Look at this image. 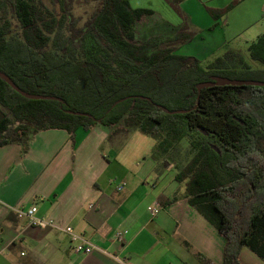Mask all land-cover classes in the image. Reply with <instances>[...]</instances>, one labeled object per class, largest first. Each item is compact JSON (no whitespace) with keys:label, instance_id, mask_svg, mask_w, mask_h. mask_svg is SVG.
Segmentation results:
<instances>
[{"label":"trees","instance_id":"16d2710c","mask_svg":"<svg viewBox=\"0 0 264 264\" xmlns=\"http://www.w3.org/2000/svg\"><path fill=\"white\" fill-rule=\"evenodd\" d=\"M68 1L58 0L57 16L30 0H0V72L25 93L58 98L26 99L0 78V147L17 144L26 154L42 131L64 130L73 140L77 129L125 122L155 141L159 173L187 140L186 163L171 164L178 188L166 204L187 200L217 229L223 264H240L242 248L264 261V87L198 91L215 78L264 83V70L232 51L205 68L177 55L174 44L193 38L186 26L172 39L138 41L136 26L154 13L127 0H93L85 24ZM249 53L264 65V33Z\"/></svg>","mask_w":264,"mask_h":264},{"label":"crops","instance_id":"0c3cea01","mask_svg":"<svg viewBox=\"0 0 264 264\" xmlns=\"http://www.w3.org/2000/svg\"><path fill=\"white\" fill-rule=\"evenodd\" d=\"M191 2L204 16L202 24L182 10ZM178 5L193 38L175 46L192 44L191 57L199 61L226 44L230 22L224 12L231 5V11L240 8L241 33L252 32L256 39L264 33V0H182ZM133 9L151 10L150 18L160 19L152 9ZM182 18L180 25H167L170 31L182 28ZM213 40L217 43L211 45ZM119 135L100 125L77 129L73 140L67 131L48 130L31 138L26 154L17 144L0 147V264H200L198 254L223 264L226 240L217 229L187 200L166 204L178 188L173 169L165 165L158 173L149 158L137 164L124 153ZM32 206L56 227H31L18 211ZM67 227L98 250L75 253ZM117 233L122 242L115 240ZM239 262L264 264L248 248L241 249Z\"/></svg>","mask_w":264,"mask_h":264},{"label":"rangeland","instance_id":"374dc122","mask_svg":"<svg viewBox=\"0 0 264 264\" xmlns=\"http://www.w3.org/2000/svg\"><path fill=\"white\" fill-rule=\"evenodd\" d=\"M31 3L35 4L41 13L44 15L45 11L44 8H47L50 10L54 15L60 16L63 14V11L61 9V5L58 2V0H41L40 3H38L39 0H30ZM131 4L132 8H148L152 9L154 12H156L160 19L157 17L153 18H147L143 22L139 23L135 31L137 33V37L139 38L138 41H145L147 39H151L154 36H156V32L158 31L161 35L159 37L163 38V41L165 39H172L175 37L176 33L170 31L169 27L180 25L179 17L183 16V13H181V8L179 5L169 2L168 0H165L169 8H165L159 0H128ZM69 7L70 12L72 15L79 19L81 24H85L88 21L89 15L93 11V6L95 3L93 0H69ZM185 8V9H184ZM182 8V10H187L190 12V14L194 18L195 24H202V21L204 20V16H202V12L200 9L197 8L194 3L188 4L186 7ZM234 8V7H233ZM232 8V9H233ZM226 11V19H224L225 22H230V25L228 23L227 28L225 29V37L226 44L221 48H214L216 49V52L211 55L209 58L200 60L201 67L205 68L210 63L214 62L218 58H222L225 53H228L229 50H234L238 53V55H242L248 66L251 68V70L254 71H263L264 65L258 61H254L250 57L249 53V45L256 40V37L252 36V32L248 33H241L240 27L241 23L239 21V9L231 11ZM226 10V8H225ZM231 11V12H230ZM186 12V11H185ZM230 21H229V20ZM157 20V21H156ZM182 21H185L183 23L184 25L182 27L189 28L188 26V20L186 18H182ZM14 22V21H13ZM264 24V21L262 22ZM160 24V25H159ZM167 25H170L169 27ZM161 27V29L159 28ZM226 27V26H225ZM173 28V27H172ZM222 39V36L217 37V41H220ZM183 42H180L182 44ZM217 43L216 41H212L210 44L214 45ZM179 44V43H176ZM174 44V45H176ZM178 49H176L177 55H183V56H194V48L192 44H186V45H179L177 46ZM176 47V48H177ZM198 60V59H197ZM124 123L119 124L114 129L117 134H120L121 137V143L124 142L126 145L125 154L128 156V158L133 159L137 164H144V159H151V155L153 152V148L155 146V141L147 137L145 135H142L140 132L135 130V128L131 127L132 125L125 126ZM124 132H129L128 135H121ZM188 147V141L183 140L180 143V151L177 154L176 158L173 159L172 162H176L177 165H184L187 160L186 151ZM167 164L168 167H171L173 169V165ZM175 165V163H174ZM175 174L174 169L171 170Z\"/></svg>","mask_w":264,"mask_h":264},{"label":"built area","instance_id":"2783aa9c","mask_svg":"<svg viewBox=\"0 0 264 264\" xmlns=\"http://www.w3.org/2000/svg\"><path fill=\"white\" fill-rule=\"evenodd\" d=\"M18 213L21 217H25L27 219L31 227L38 229L56 227L52 220L45 219L38 215V208L36 206H32L24 211H18ZM64 232L69 236L70 247L75 253L80 255H90L98 250V247L95 246L87 237L77 234L71 227L65 228ZM115 240L117 242H122V235L117 233L115 235Z\"/></svg>","mask_w":264,"mask_h":264},{"label":"water","instance_id":"95a60500","mask_svg":"<svg viewBox=\"0 0 264 264\" xmlns=\"http://www.w3.org/2000/svg\"><path fill=\"white\" fill-rule=\"evenodd\" d=\"M0 78L9 85L15 92L19 93L23 97L29 100H53L58 101V98L55 97H46V96H35L30 95L28 93L23 92L20 90L7 76L2 74L0 72ZM215 86H236V87H264L263 82H257V81H235V80H229V79H221V78H215L212 83H202L198 86V91L201 92L204 88H211ZM72 114L71 112H68ZM181 113H185L184 111ZM81 115V114H76Z\"/></svg>","mask_w":264,"mask_h":264}]
</instances>
